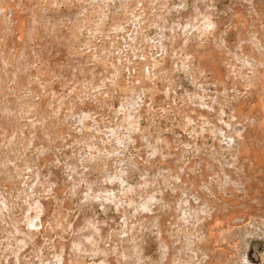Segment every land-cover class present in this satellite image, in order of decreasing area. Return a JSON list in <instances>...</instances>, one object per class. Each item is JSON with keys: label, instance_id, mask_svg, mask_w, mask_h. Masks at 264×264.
<instances>
[{"label": "rangeland", "instance_id": "1", "mask_svg": "<svg viewBox=\"0 0 264 264\" xmlns=\"http://www.w3.org/2000/svg\"><path fill=\"white\" fill-rule=\"evenodd\" d=\"M253 1L255 4H253ZM253 1L0 0V63H3L2 65L0 64L2 68H0V79L2 78L0 80L2 83H0V125L2 126H0V163L6 154L11 156V159L9 158V162L6 164L10 169L0 166V199L6 193H9V195L11 193L9 198H14L15 200L16 197L18 201L17 199L16 202L13 199L10 200L11 204L14 203V206H12L14 207L13 214L15 215L14 217L12 215L13 220L16 219L14 220L16 222L19 217L23 222V228L27 227L26 230L35 229L37 232L36 236L33 234L36 238L32 236L29 244H23L22 240L25 241L24 239H27L25 238L26 235L24 239H21L23 232L19 228V230H16V224L12 225L11 218L9 217V220V218L0 215V264H105L108 258L110 259V253L104 251V249L100 250V254H95V252L83 250L81 247L78 249L75 245V249L72 248L74 242H80L74 239L78 233L80 234L77 231L79 228L75 230L74 227H78L80 223L81 228L85 222L87 223L84 224L85 229L84 227L83 229L85 231L83 233L87 232L89 228L91 231L93 229L99 230L100 233L102 232L101 230L105 233L104 228H106V233L107 231L110 232L111 236L102 234L101 237H93L94 240L100 239L99 241H101V238L105 239V244H100L107 248L110 246V242L113 243L124 239L126 237L124 233L127 231L123 227L128 228V224L135 222V224H132L133 226L130 225L131 227L128 228V230L130 229L128 236H130L131 240L137 237L132 240V243L136 241V244L140 247L139 257L141 259L138 256H136V259L134 256L130 260L131 264H184L186 261L188 264H200L202 262L206 264H242V262L243 264H264V232L260 231L264 227V223L262 224L264 222V199L262 198L264 197L259 196L261 189L256 191L259 188L256 184L255 189L250 187H247L250 191L246 189L250 182L254 183L253 180L256 183L258 182L257 180L260 179H257L259 172L255 174L256 170H249L250 174L253 171V175L251 174L250 176L249 172L246 173L244 171L243 165L249 162L253 163L254 157L250 158L252 153L250 155L248 152L245 155L248 156L249 154V158L244 156V160L239 157L242 160L239 161L238 156L241 155L240 150L236 149L238 147L228 145L229 142L227 141H229V138L225 140L223 135L220 136V134H223L224 125L227 130L228 128L230 130V127L234 125H228L229 119L231 120L232 118L237 121H233L234 123L236 122L238 126L242 127L239 130L241 132L242 130L245 132L247 127H253L254 124H248V120H243L246 123V127L239 120L241 119L240 121H242L249 110H252V113L249 112L250 114L254 113L253 115H255L253 110L259 109L257 106L260 107L261 102L264 101V91L261 89V85H264L261 84L264 83L262 81L264 80V0H261L262 2ZM210 22H213V25ZM23 24H26V26ZM20 45H23L26 49ZM203 48L208 50L203 51ZM204 52H209L213 56L209 53L205 55ZM193 56L196 60L193 59ZM215 56H217L216 62L215 59H211L215 58ZM219 58L221 62L218 61ZM207 59H211L212 63ZM197 62H203L202 65L206 64V66H202L203 72L200 70L202 69L201 64H197ZM207 64L214 65L216 68L210 65L207 66ZM225 64H228V67ZM221 65L222 68H219L223 70L218 68ZM204 68H206V71ZM140 74H142V77ZM143 75L146 77H143ZM151 79H153L152 88L147 85ZM146 86L149 87V91ZM153 87L154 89L156 87L158 91L155 89L156 92H154ZM234 89L235 91H233ZM260 95L261 99H263L262 101L259 98ZM236 104L246 109V112L244 109L241 111V113L245 112L244 116H239V110L235 109V106L239 105ZM194 109H199L200 111H198L203 114L196 110L194 111ZM194 112L196 113L194 114ZM249 113L246 114V117ZM261 113L264 115V111L260 110V119L264 117ZM262 121H264V118ZM209 124H214V127L219 124L220 126L218 125V127L221 131L219 128L218 131L221 133L215 136L216 132H214V135L208 132L206 136L204 129ZM238 126L236 127L238 128ZM233 127L231 130L236 131V127H234L235 129ZM261 129L264 128L261 127ZM157 141H159L158 145L162 143V145L172 146L170 148L173 149L171 151V154H173L170 156L169 153L167 155L166 153L153 151L152 147ZM218 142L221 144L218 145ZM259 143H262H257V148L260 150L256 151L255 149V162L259 163L258 166L262 162L260 157L263 154ZM13 147L14 149H12ZM234 147L239 152L235 151ZM143 149L145 150L143 152L144 155L142 153ZM10 150L12 151L10 152ZM173 151H175V154ZM245 151H249L248 148ZM155 153H157V156ZM163 154L167 156L163 157ZM94 156L97 157L95 158L97 160H91L96 161V163L99 162L101 165L103 164L101 170H99V167H92L91 164L85 162V159H82ZM159 157L161 159L164 158L162 161L165 162L162 163L164 170L161 178L157 172L158 164L162 162ZM77 159L82 163L85 162V164L80 162L78 164ZM237 160L243 163L241 166L243 168L239 171H237L239 168L235 169L237 168L235 166V164L237 165ZM256 163L255 167L257 166ZM142 164L146 165L145 167H152H147L149 169L148 174L145 173L148 169L145 168L146 170L144 171L141 167ZM49 166H55L54 168H57L58 171L47 172ZM229 168L230 171L228 170ZM171 170L173 172L178 170L179 174L176 175L177 172L173 173ZM227 171L230 173H227ZM240 171L242 174L245 172L244 175L255 177L254 179H249L245 175L243 177L244 182L236 184L237 186L240 185L237 187L240 190H237V193L239 192L238 195L237 193L235 195V192L230 190L232 189L230 188L231 185L226 186L229 189L224 188V190H221L223 188L220 183L222 181L225 182L228 176L236 177V174H240ZM187 172H193L194 175H197L186 174ZM166 173L167 178L165 177ZM168 175L171 176L169 177ZM155 176L162 179L159 180L162 183H160L162 185L161 188L166 195L169 194L168 196H170L167 199L169 200L171 196L174 197V199L173 197L171 198L173 200L170 199L171 203L168 200L167 203L169 202V204L154 200L152 194L155 192V187H157V178ZM178 176L179 178L188 176V179L186 178V182H184L185 178L182 181ZM198 176L200 178L197 179ZM203 176L205 177L203 178ZM13 177L28 184L27 187L25 184L24 188H22L23 190L27 188L25 193L28 196L24 193L22 194V192H17L15 190L16 187L12 188L13 190L11 189L13 192L15 190L14 193L16 194L8 191L12 184H15ZM56 177L58 180H55ZM177 178L180 182L186 183L184 186L189 184L188 187L186 186L188 190H190V185L194 186L196 182L195 191L194 188H191L196 193L193 204L192 202L190 204V200L186 201L185 198L179 199L181 197L179 195H183L187 188L180 187L182 183L179 186ZM173 182H177L174 184L180 187L178 189L179 195L177 194V186L175 187L172 184ZM204 183L208 185L206 189H210L208 193L211 192L209 194L211 197L217 195L216 200L221 197L220 199H223L224 202L226 200V205L232 209L234 207L229 204H234L237 209L239 208L238 210L235 208L239 215L243 214L239 210L245 211L244 216L236 215V211L234 216L231 211L227 210V206L224 205L223 201L218 200L217 205L219 206H217L215 203L213 204L211 199L209 205L208 203L204 205L208 208L209 214L214 209L211 214L213 217L209 216L211 222L215 220L217 211L221 214V210H227L231 212L232 217L229 215L226 218L225 216L229 213L226 211V215L220 217L221 219L223 218L221 220L223 222H220L222 225L226 224L228 219L230 222L224 225V227L226 226L225 228L221 226L220 222L218 223L222 229L224 228L223 231L228 229L227 225L231 229H236L239 224L243 226L248 221L251 226L255 225L252 229L262 225L259 228L260 232H253L255 235L253 233L247 234L246 232L244 235H238L230 230L233 232L232 235L230 231L228 233H226L227 231L223 232L218 228L219 225H216L215 227L219 230L214 229V236L221 230L222 232L220 231V233H226V236L221 234L220 237L222 236L224 239L226 237L227 239L224 241L221 237L222 240L219 237V233L215 237L216 239L220 238L222 241L217 239L216 243H213L214 240H212V245H214L215 249H220L218 253H216L217 250L215 252L212 249L214 248L213 246L212 248H207L208 251L206 252L205 250L195 251L193 249L190 251L185 246L188 235L186 237V232H184L185 238L182 237L185 239H183L185 241V243L183 242L184 248L182 247L184 250L182 249L183 251L181 252L179 250L180 254L176 253L178 250L175 248L182 246L180 242L182 238L175 234V236H171L174 239V243H171L172 245L175 244V247L171 245L170 247L177 251L173 250V252L168 245H165L167 244L165 242L168 241L166 235L162 238H166L167 241H163L161 238L164 231L163 228L162 231L161 226L164 227L166 225L165 227L168 228L169 221L170 226L175 225L173 221H175V218L177 221L176 216L178 215H181V217L183 215V218L186 217L187 221H190L188 219L191 217L192 223L195 222L193 220L197 221L198 217L195 212L197 209H194V205L196 204L197 195L200 192H205ZM197 185H203L204 187L198 188ZM244 189L246 190L244 191ZM136 190L137 193L135 194ZM262 190L264 189L262 188ZM39 191L41 193L48 191L46 194H40V196L44 195L43 199L46 198L43 200V204L37 202ZM31 192L33 195H30ZM190 192L192 193V190ZM214 192L219 193L216 194ZM191 193L190 195H192ZM137 194L139 196H136ZM173 194H176L177 197ZM186 194L184 196H187ZM12 195L15 197H11ZM251 195L255 198L253 201L252 197H250ZM261 195H264V191ZM245 196L248 199L249 197L251 198L248 201L249 204ZM187 197L189 198V196ZM193 197L190 196L189 199ZM129 198H133V200ZM175 198L178 199L176 200ZM178 201L181 202V205L183 204L187 207L180 206V208ZM184 201L190 204L191 211ZM128 202L131 205H128ZM134 202L135 204H133ZM246 202L247 204H245ZM37 204L44 207L51 205L53 209L56 207L54 210V212H58L57 214L55 213L56 216H53V211L51 212L52 216L49 214L51 218L48 215L46 216V222L48 223V220H50L52 224L55 223L54 225L49 224L50 226L47 225L46 228H43L44 230H41L40 222L33 220L34 215L39 216L40 213L38 211L40 207L36 208L35 206ZM175 204L179 210H177L178 208L173 209L179 213H176L175 210L171 211ZM196 205L195 207L197 208ZM214 205L217 206H215L216 209L213 208ZM254 205L256 206L254 207ZM240 207L242 208L240 209ZM184 208L188 213L184 212ZM207 208L204 209V213L201 212V215H209ZM162 209L166 211L171 209L172 213L170 211L165 212ZM193 210L195 213H192ZM43 211L41 210V212ZM158 213H162L160 216L164 215L165 217L159 219L156 216L159 215ZM254 215L259 219L261 218L260 221ZM237 216L241 220L243 219L244 223L239 221ZM233 217L234 219H232ZM235 217L237 220H235ZM167 218H170V220ZM166 219L167 222H165ZM224 219L227 220L225 221ZM210 221L208 222L210 223ZM236 221L239 222L238 225ZM37 223L39 227L36 226ZM187 223L190 224L189 222ZM230 223L233 225L235 223L234 228H232L233 226ZM31 226L33 227L31 228ZM132 227L133 229H131ZM86 228L88 229L86 230ZM131 230L133 233L137 232L135 233L136 236H132L135 234L131 235ZM186 230L188 231V229ZM189 230L191 231V229ZM200 230L195 233L199 237L195 236L197 237L196 239L200 238L201 240L203 239L201 236H204V233H202V229ZM216 231L218 232L216 233ZM13 232L15 233L13 234ZM188 232L187 234H189ZM87 233L91 234L90 231ZM165 233L167 234V232ZM198 233H201V235ZM230 233L232 239L229 236ZM15 235L17 236L15 237ZM214 236L213 239H215ZM72 237H74V240ZM176 237H179V242ZM15 238H18V240ZM160 238L161 240H159ZM35 241H37L35 244L37 246H34ZM130 242L128 243L130 244ZM70 244L72 246H69ZM163 244L165 248L169 247V250H164L162 248ZM245 247L246 249H244ZM185 248L188 250H185ZM72 249L76 251V254L72 252ZM210 249L212 253H210ZM223 249L224 251H221ZM220 251L224 253L221 254ZM128 253L126 252V254ZM198 253L201 254L199 255ZM200 260L202 262L199 263ZM142 261L145 263H142Z\"/></svg>", "mask_w": 264, "mask_h": 264}, {"label": "bare ground", "instance_id": "2", "mask_svg": "<svg viewBox=\"0 0 264 264\" xmlns=\"http://www.w3.org/2000/svg\"><path fill=\"white\" fill-rule=\"evenodd\" d=\"M252 1H253V0H252ZM257 1H261V0H257ZM262 1H263V0H262ZM262 1H261V2H262ZM148 2H149V1H148ZM250 2H251V1H250ZM145 3H146V2H145ZM145 3H144V4H145ZM248 3H249V2H248ZM256 3H259V2H256ZM144 4H143V5H144ZM206 4H207V3H206ZM251 4H252V2H251ZM253 4H255L254 1H253ZM261 4H262V3H261ZM147 5H149V3H147ZM147 5H146V6H147ZM144 6H145V5H144ZM209 6H210V5H209ZM253 7H254V6H253ZM203 10H204V9H203ZM212 15H213V14H212ZM8 16H9V15H8ZM14 16H15V15H14ZM14 16H13V17H14ZM18 16L20 17V15H18ZM18 16H17V17H18ZM21 16H22V15H21ZM4 19H5V18H4ZM22 19H23V18H22ZM24 19H25V18H24ZM11 20H13V19H11ZM16 20H17V19H16ZM196 20H197V19H196ZM213 21H215V20H213ZM10 22H11V21H10ZM21 22H22V21H21ZM26 22H27V21H26ZM218 22H219V21H218ZM218 22H216V23H218ZM11 23H12V22H11ZM22 23H23V22H22ZM208 23H209V22H208ZM216 23H215V24H216ZM9 24H10V23H9ZM27 24H28V23H27ZM32 24H33V23H32ZM210 24L213 25V22H210ZM10 25H11V24H10ZM13 25H14V24H13ZM23 25L26 26V24H23ZM204 26H205V25H204ZM209 26H210V25H209ZM7 27H8V26H7ZM19 27H20V25H19ZM21 27H22V26H21ZM28 27H29V25H28ZM30 27H31V26H30ZM207 27H208V26H207ZM216 27H217V26H216ZM9 29H10V28H9ZM14 29H15V28H14ZM17 29H19V28H17ZM65 29H66V28H65ZM11 30H12V29H11ZM11 30H10V31H11ZM23 30H24V29H23ZM26 30H27V29H26ZM31 30H32V29H31ZM6 31H7V29H6ZM19 31H20V30H19ZM29 31H30V30H29ZM24 32H25V30H24ZM33 32L35 33L34 30H33ZM65 32H66V31H65ZM213 32H214V31H213ZM213 32H212V33H213ZM13 33H14V32H13ZM15 33H16V32H15ZM27 33H28V31H27ZM214 33H215V32H214ZM214 33H213V34H214ZM3 34H4V33H3ZM17 34H18V33H17ZM215 34H216V33H215ZM25 35H26V33H25ZM48 35H49V34H48ZM26 36H27V35H26ZM33 36H34V35H33ZM214 36H215V35H214ZM12 37H14V36H12ZM19 37H20V36H19ZM29 37H30V36H29ZM211 37H212V36H211ZM216 37H217V36H216ZM23 38H24V37H23ZM32 38H33V37H32ZM35 38H36V37H35ZM213 38H215V37H213ZM17 39H18V38H17ZM70 39H71V38H70ZM211 39H212V38H211ZM13 40H14V39H13ZM9 41H10V40H9ZM16 41H17V40H16ZM16 41H15V42H16ZM22 41H23V39H22ZM25 41H26V40H25ZM48 42H49V41H48ZM211 42H212V41H211ZM10 43H11V41H10ZM16 43H17V42H16ZM21 43H22V42H21ZM23 43H24V42H23ZM216 43H217V42H216ZM17 44H18V43H17ZM219 44H220V43H219ZM25 45H26V43H25ZM216 45H217V44H216ZM18 46H19V45H18ZM20 46H21V45H20ZM49 46H50V45H49ZM217 46H218V45H217ZM219 46H220V45H219ZM219 46H218V47H219ZM21 47L24 48L23 45H22ZM53 47H54V46H53ZM53 47H51V48H53ZM205 47H206V46H205ZM220 47H221V46H220ZM51 48H50V49H51ZM209 48H210V47H209ZM215 48H216V47H215ZM24 49H26V48H24ZM196 49H199V48H196ZM200 49H201V48H200ZM203 49H204V48H203ZM210 49H211V48H210ZM21 50H22V49H21ZM207 50H208V49H204L203 51H207ZM17 51H18V50H17ZM19 51H20V50H19ZM22 51H23V50H22ZM26 51H27V50H26ZM198 51H199V50H198ZM213 51H215V50H213ZM213 51H210V52H213ZM217 51H218V48H217ZM192 52H193V51H192ZM200 52H201V51H200ZM200 52H199V53H200ZM21 53H22V52H21ZM202 53H203V52H202ZM204 53H205V52H204ZM206 53H209V52H206ZM206 53H205V55H206ZM11 54H12V53H11ZM14 54H15V53H14ZM209 54H210V53H209ZM214 54H215V53H214ZM12 55H13V54H12ZM16 55H17V54H16ZM26 55H27V54H26ZM28 55H29V54H28ZM195 55L198 56L199 54H195ZM195 55H194V56H195ZM201 55H202V54H201ZM201 55H200V56H201ZM210 55H211V54H210ZM8 56H9V55H8ZM18 56H19V55H18ZM29 56H30V55H29ZM194 56H193V57H194ZM211 56H213V54H212ZM211 56H209V57H211ZM218 56H220V55H218ZM191 57H192V56H191ZM216 57H217V56H215V58H211V59H215V62H216V60H217ZM3 58H4V57H3ZM3 58H2V59H3ZM10 58H11V57H10ZM16 58H17V57H16ZM200 58H201V57H200ZM200 58H199V59H200ZM205 58H207V57H205ZM8 59H9V58H8ZM11 59H12V58H11ZM81 59H82V58H81ZM81 59H80V60H81ZM193 59H195V57H194ZM201 59H202V58H201ZM211 59H210V60L207 59V60H208V61H211ZM0 60H1V59H0ZM13 60H14V58H13ZM23 60H24V59H23ZM28 60H29V59H28ZM83 60H84V59H83ZM191 60H192V59H191ZM191 60H190V61H191ZM195 60H196V59H195ZM197 60H198V59H197ZM205 60H206V59H205ZM221 60H223V59L221 58ZM15 61H16V60H15ZM198 61H199V60H198ZM201 61H202V60H201ZM208 61H205V62H208ZM213 61H214V60H213ZM218 61H220V58H219ZM218 61H217V62H218ZM227 61H228V60H227ZM16 62H17V61H16ZM25 62H26V61H25ZM25 62H24V63H25ZM191 62H192V61H191ZM220 62H221V61H220ZM220 62H219V63H220ZM4 63H5V62H4ZM17 63H18V62H17ZM17 63H16V64H17ZM194 63L196 64V62H194ZM199 63H200V62H197V64H199ZM211 63H212V61H211ZM224 63H226V62H224ZM0 64H1V63H0ZM2 64H3V63H2ZM2 64H1V65H2ZM14 64H15V63H14ZM20 64H21V63H20ZM195 64H194V65H195ZM200 64H201V68H202V66L204 67V65L206 66L205 63H204V65H202L203 62L200 63ZM221 64L223 65V63H221ZM9 65H10V64H9ZM191 65H192V64H191ZM209 65H210V64H207V66H209ZM217 65H219V64H217ZM222 65H221V66H218V68H219V67L222 68ZM225 65H226V64H225ZM7 66H8V65H7ZM10 66H11V65H10ZM210 66H214V65H210ZM226 66L228 67V64H227ZM229 66H230V65H229ZM194 67H195V66H194ZM197 67H198V66H197ZM199 67H200V66H199ZM214 67H215V66H214ZM223 67H224V66H223ZM0 68H1V67H0ZM9 68H10V67H9ZM12 68H13V67H12ZM191 68L193 69V67H191ZM207 68H208V67H207ZM215 68H216V67H215ZM221 68H219V69H221ZM224 68H225V67H224ZM1 69H2V68H1ZM195 69L197 70V68H195ZM210 69H211V67H210ZM225 69L227 70V68H225ZM200 70H202V72H203V68L200 69ZM200 70H199V71H200ZM204 70L206 71V68H204ZM207 70H208V69H207ZM221 70H223V69H221ZM221 70H220V72H221ZM210 71H211V70H210ZM215 71H216V70H215ZM224 71H225V70H224ZM3 72H4V71H3ZM6 73H7V72H6ZM141 73H142V72H141ZM145 73H146V71H145ZM145 73H144V74H145ZM225 73H226V72H225ZM7 74H8V73H7ZM138 74H139V73H138ZM142 74H143V73H142ZM142 74H140L141 77H142ZM148 74H149V73H148ZM216 74H218V73H216ZM216 74H215V75H216ZM221 74H222V73H221ZM8 75H9V74H8ZM145 75H146V74H145ZM227 75H228V74H227ZM10 76H11V75H10ZM217 76H218V75H217ZM217 76H216V77H217ZM5 77H6V76H5ZM143 77H146V76L143 75ZM149 77H150V76H149ZM227 77H228V76H227ZM150 78H151V77H150ZM1 79H2V78H1ZM1 79H0V80H1ZM6 80H7V79H6ZM146 80H147V79H146ZM146 80H145V83H146ZM148 80H149V79H148ZM152 80H153V79H151V81H149V82H151L150 84H149V82L147 83V85H150V86H151L150 88H152ZM3 81H4V79H3ZM218 81H219V80H218ZM262 81H264V80H262ZM155 82H156V81H155ZM0 83H1V82H0ZM3 83H4V82H3ZM6 83H7V82H6ZM143 83H144V82H143ZM145 83H144V84H145ZM1 84H2V83H1ZM1 84H0V85H1ZM158 84H159V83H158ZM261 84H264V83H261ZM4 85H5V84H4ZM145 85H146V84H145ZM233 85H234V84H233ZM6 86H7V85H6ZM6 86H5V87H6ZM153 86H155V84H153ZM157 86H158V85H157ZM245 86H246V85H245ZM146 87H147V86H146ZM258 87H260V86H258ZM258 87H257V88H258ZM262 87H264V85H261V89H263V91H264V88H262ZM229 88H230V87H229ZM123 89H124V87H123ZM147 89H148V91L150 90L149 87H147ZM153 89H154V87H153ZM155 89H156V87H155ZM155 89H154V92H156ZM240 89H241V88H240ZM242 89H243V88H242ZM255 89H256V87H255ZM0 90H1V89H0ZM141 90H142V89H141ZM156 90H157V89H156ZM159 90H160V89H159ZM247 90H248V89H247ZM157 91H158V90H157ZM228 91H229V89H228ZM233 91H235V89H234ZM257 91H258V90H257ZM257 91H256V92H257ZM261 91H262V90H261ZM263 91H262V92H263ZM1 92H2V91H1ZM231 92H232V91H231ZM236 92L239 93L237 90H236ZM152 93H153V91H152ZM159 93H160V92H159ZM234 93H235V92H234ZM259 94H262V93H259ZM155 95H156V94H155ZM230 96H231V95H230ZM232 96H233V95H232ZM6 97H7V96H6ZM152 97H154V96H152ZM10 98H11V97H10ZM159 98H160V97H159ZM259 98H260V99L262 98L261 95L259 96ZM256 99H257V98H256ZM260 99H259V100H260ZM12 100H13V99H12ZM262 100H263V99H261V101H262ZM10 101H11V100H10ZM14 101H15V100H14ZM226 101H227V100H226ZM12 104H13V103H12ZM259 104H260V103H259ZM9 105H10V104H9ZM236 105H239V104H236ZM231 106H232V105H231ZM11 107H12V106H11ZM233 108H234V107H233ZM236 108H237V109H236ZM257 108H259V109H257V110H253V111L255 112V115H253L254 113H253V114H250V113H252V110H249L250 113L247 112V113H249V114H248L247 117H246V114H247V113L245 114L246 109H244L243 107H241V105H239V106H237V107L235 106V109H236V110H239V112H240V115L238 114L239 116H241V115L244 116V114H245V116H244L245 118L242 119V121H240L241 119L239 120V122L243 123L242 125L245 124V127H246V123H244L243 120H246V121L248 120V121H249V122H247L248 124H254L253 127H251L250 125H248V126H250V127H247L246 130H245V132H243L244 130H242V132L239 131V130L242 129V127H240V125L238 126V125H237L238 123H236V122H237L236 119L234 120L233 118H232L233 120H232V119H231V120L229 119V121H228L229 124H228V123H227V124H228L229 126H231L232 124H234V125H232V126H234V127L238 126V128L236 127V131L231 130V129H232V126L230 127V128H231L230 130H229V128H228V130H227V128H226L225 125H224L225 129H224V127H223V129H222V131L224 130V131H223V134H220V133H221V132H220L221 129L218 127L219 124L216 125V127H214V124H213V125H210V124H209L208 127H207V126H206V128L204 127V128H205L204 130H205V135L208 134V132L214 135V132H216L217 134H216L215 136H217L218 133H219L220 136L223 135V139L225 138V140H226V138H229V141H227V142H229L228 145H230V146H236V147H238V148H236V149L240 150V155H241V156H238V158L240 157V158H243V159L245 160V157L247 156V155H245V154H247V153L249 152L250 155H251V153H252V155H251L250 158H253V157H254V159H253V163H250V162L247 163V164L245 163L246 165L249 164V165H248L249 167L246 166V165L243 164V163H240L239 161H240L241 159L239 158V161L237 160V165L235 164V166H237V168H235V169H238V168H239V169L237 170V171H239L241 168H243V167H241L242 164H243V165H244V169H245L244 171H245L246 173L249 172V174H250V171H249V170H253V169L256 170V173H255V171H254L255 174H258V172H259V174H258L259 177H257V179H258V178H260V179L257 180L258 182L256 183V181L253 180L254 183H253V182H252V183L250 182V184H248V186H246V189H247V187H250V188H252V189H255V187L258 186L259 188H257L256 191H257L258 189H261L260 192H259V196H261V197L263 196V197H264V195H261V193L264 191V190H262V188L264 189V129H261V127L264 128V127H263V126H264V121H262V119L264 118V117H263V116H264L263 113H261V115H263V116H262L263 118H261V119L259 118V117H260V115H259V114H260V110H261V111H264V101H262L260 107L257 106ZM8 109H9V108H8ZM30 109H31V107H30ZM243 109H244L245 112L241 113V111H242ZM195 110L198 111L199 109H194V111H195ZM236 110H235V111H236ZM258 110H259V111H258ZM199 111H200V110H199ZM199 111H198V112H199ZM232 112H233V111H232ZM236 112H237V111H236ZM257 112H258V113H257ZM195 113H196V112H194V114H195ZM199 113H202V112H199ZM3 114H4V113H3ZM3 114H1V115H3ZM5 114H6V113H5ZM202 114H203V113H202ZM235 115H237V114H235ZM53 116H54V115H53ZM241 117H242V116H241ZM241 117H240V118H241ZM230 118H231V117H230ZM246 118H247V119H246ZM254 118H255V119H254ZM194 120H195V119H194ZM189 121H190V120H189ZM230 121H232V122H230ZM233 121H236V122H235L236 124H235ZM254 121H255V122H254ZM195 122H196V121H195ZM0 123H1V122H0ZM4 123H5V122H4ZM190 123H191V122H190ZM193 123H194V122H193ZM227 124H226V126H227ZM239 124H240V123H239ZM2 125H3V124H2ZM4 125H6V124H4ZM0 126H1V125H0ZM203 126H204V125H203ZM219 126H220V125H219ZM1 127H2V126H1ZM227 127H228V126H227ZM234 127H233V128H234ZM243 127H244V126H243ZM199 128H200V127H199ZM213 128H214V129H213ZM218 128H219L220 131H218ZM221 128H222V127H221ZM240 128H241V129H240ZM12 129H13V128H12ZM191 129H192V128H191ZM211 129H213V130L210 132ZM234 129H235V128H234ZM18 130H19V129H18ZM195 131H196V130H195ZM226 131H228V132L226 133ZM230 131H231V132H230ZM196 132H197V131H196ZM11 133H12V132H11ZM11 133H10V134H11ZM20 133H21V132H20ZM228 133H230V134H228ZM261 133H263V134L261 135ZM211 134H210V135H211ZM226 134H227L228 136H227ZM20 135H21V134H20ZM196 135H197V134H196ZM260 135H261V136H260ZM206 136H207V135H206ZM9 137H10V136H9ZM15 137H16V136H15ZM13 138H14V137H13ZM17 138H18V137H17ZM28 138H29V137H28ZM30 138H31V137H30ZM20 139H21V138H20ZM220 139H221V138H220ZM146 142H147V141H146ZM158 142H159V141H157L156 144L154 143V146L152 147L153 151H155V152L159 151V152H162V153H166L167 155H168V153H169L170 156L173 154V153L171 154V151H172L173 149L170 148V147H172V146H168V145H165V144L162 145V143H161L160 145H158ZM258 142H261V143H262V144L259 143V144H260L259 146H261L262 148H261V147H260V148L263 150V154L260 153V154H262V155H261V157L259 156L260 158H262L261 161H262L263 163H262L261 161H258V162H261V164H260L259 166H258L259 163H256L257 161L255 162V149H256V151H257V150H260V149L257 148V146H258L257 143H258ZM14 143H15V142H14ZM217 144L219 145V144H221V143L218 142ZM225 144H226V143H225ZM11 145H12V143H11ZM140 145H141V143H140ZM145 145H146V144H145ZM175 146H176V145H175ZM249 147H250V148H249ZM142 148H143V147H142ZM145 148H147V147H145ZM173 148H174V147H173ZM230 148H231V147H230ZM230 148H229V149H230ZM232 148H233V147H232ZM247 148H248L249 151H245V150H247ZM12 149H14V147H13ZM234 149H235V147H234ZM234 149H233V150H234ZM236 149H235V151H238V150H236ZM147 150H148V149H147ZM233 150H232V151H233ZM11 151H12V150H10V152H11ZM16 151H17V150H16ZM153 151H150V152H153ZM8 152H9V151H8ZM143 152H145L144 149L142 150V153H143ZM146 152H147V151H146ZM173 152H174V154H175V151H173ZM238 152H239V151H238ZM238 152H237V153H238ZM245 152H246V153H245ZM5 153H6V152H5ZM8 154H11V153H8ZM155 154H156V156H157V153H155ZM166 154H165V155H166ZM143 155H144V153H143ZM158 155H159V154H158ZM163 155H164V154H163ZM165 155H164L163 157H166V156H167V155H166V156H165ZM234 155H235V152H234ZM9 156H10V155H7V154H6L5 157L2 158V161H1V163H0V166H1V167L3 166V167H5V168H9L8 166H6L7 162H9L8 159H9V158L11 159V156H10V157H9ZM244 156H245V157H244ZM248 156H249V154H248ZM248 156H247V158H249ZM252 156H253V157H252ZM2 157H3V156H2ZM6 157H7V158H6ZM144 157L146 158V156H144ZM160 157H161V156H160ZM160 157H159V158H160ZM173 157H175V156H173ZM178 157H179V156H178ZM95 158H97V157H95V156H94V157H87V158L84 157V158H82V159H83V160L85 159V162L91 164L92 167H96V168L99 167V170H101L103 164L101 165L99 162L96 163V161H92V160H91V159L97 160V159H95ZM159 158H158V160H159ZM238 158H237V159H238ZM260 158H258V159H260ZM82 159H81V161H82ZM155 159H157V158L155 157ZM160 159H161V158H160ZM162 159H164V158H162ZM162 159H161V161H162ZM166 159H167V158H166ZM170 159H171V158H170ZM77 160H78V159H77ZM158 160H157V161H158ZM179 160H181V159H179ZM233 160H234V159H233ZM244 160H243V162H244ZM246 160H247V159H246ZM10 161H12V160H10ZM159 161H160V160H159ZM241 161H242V160H241ZM250 161H251V159H250ZM52 162H53V161H52ZM58 162H59V161H58ZM79 162H80V161L78 160V164H79ZM85 162H84V163L80 162V163L85 164ZM182 162H183V161H182ZM182 162H181V163H182ZM233 162H234V161H233ZM235 162H236V161H235ZM245 162H246V161H245ZM162 163H165V162L162 161L161 164L159 163V164H158V170H159V171L157 170V172L159 173L158 175L160 176V178H161V176H162V172H163V170H164V169L162 168V167H163V164H162ZM255 163H256V165H257L258 167H257V166L255 167ZM9 164H10V163H9ZM51 164L53 165V163H51ZM76 164H77V163H76ZM95 164H96V165H95ZM177 164H179V163H177ZM253 164H254V165H253ZM56 165H57V164H56ZM56 165H55V166H56ZM87 165H88V164H87ZM150 165H151V164H150ZM182 165H183V164H182ZM184 165H186V164L184 163ZM191 165H192V164H191ZM10 166L12 167V165H10ZM55 166H49V170L47 169V172L58 171L57 168H54ZM58 166H60V165H58ZM145 166H146V165H145ZM145 166H144L143 164L141 165V167H142V169H143L144 171H145L146 169H148V168H152V167H150V166H147L148 168L145 167ZM152 166H153V165H152ZM187 166H188V165H187ZM245 166H246V167H245ZM56 167H57V166H56ZM184 167H185V166H184ZM204 167H205V166H204ZM89 168H90V167H89ZM145 168H146V169H145ZM170 168H171V167H170ZM176 168H177V167H176ZM178 168H179V167H178ZM180 168L183 169L181 166H180ZM180 168H179V169H180ZM9 169H10V168H9ZM11 169H12V168H11ZM91 169H92V168H91ZM91 169H89V170H91ZM142 169H141V170H142ZM181 169H180V170H181ZM185 169H186V168H185ZM187 169H189V168H187ZM203 169H204V168H203ZM226 169H227V168H226ZM235 169H234V170H235ZM59 170H60V169H59ZM150 170H151V169H150ZM172 170H173V169H172ZM172 170H171V171H172ZM174 170H176V169H174ZM200 170H201V168H200ZM228 170L230 171V168H229ZM242 170H243V169H242ZM144 171H143V172H144ZM177 171H178V170H177ZM177 171H176V172H177ZM184 171H186V170H184ZM201 171H202V170H201ZM14 172H16V171H14ZM47 172H46V173H47ZM147 172L149 173V169H148L145 173H147ZM172 172H173V171H172ZM176 172L174 171L173 173H176ZM202 172H203V171H202ZM232 172H233V171H232ZM245 172H243V174H242L241 171H240V174H236V175H237L236 177L233 176L234 178L228 176V179H227L228 181L225 180V179H223V180H225V182L221 180L222 183H220V182L218 181V182L220 183V186H222V188H223V189H221V188H220V189H221V190H224V188L229 189V188H227V187L231 185L230 188H232V189H230V190H231L232 192H235V195H236L237 190H238L237 187L240 186V185L237 186L236 184H237V183H240V184H241L242 182H244V181H243V179H244L243 177H245V175H246V178H247V176H248L249 179H250V178H251V179H254V177H255V176L249 177V175H247V174L244 175ZM252 172H253V171H251V174L253 175ZM148 173H147V174H148ZM151 173H152V172H151ZM160 173H161V175H160ZM173 173H172V174H173ZM184 173H185V172H184ZM188 173H189V172H187L186 174H188ZM227 173H230V172L227 171ZM16 174H17V173H16ZM16 174H15V176H16ZM164 174H165V173H164ZM177 174H179V173L177 172L176 175H177ZM186 174H185V175H186ZM189 174H191V175L193 174V176L197 175V174L194 175L193 172H192V173H189ZM204 174H205V173H204ZM224 174H225V173H224ZM224 174H223V175H224ZM251 174H250V176H251ZM13 175H14V174H13ZM17 175H18V174H17ZM158 175H157V176H158ZM180 175H181V173H180ZM180 175H179V176H180ZM198 175H199V173H198ZM209 175H210V174H209ZM157 176H155V177L157 178V187H155V189H154L155 192L153 191L154 193H153L152 195H153L154 200H155L156 202L159 201V202H163V203L165 204V202L167 203V200H168L167 198L170 197V196H168L169 194L166 195L165 192H163V190H162V188H161V187H162V185H161L162 183H161V181H159V180H162V179H160V178L157 177ZM163 176H165V175H163ZM168 176H169V175H168ZM170 176H171V175H170ZM170 176H169V177H170ZM179 176H178V178H179ZM189 176H190V175H189ZM210 176H211V175H210ZM10 177H11V176H10ZM20 177H21V176H20ZM165 177L167 178V173H166V176H165ZM165 177H164V178H165ZM172 177H173V176H172ZM187 177H188V176H186V178H187ZM191 177H192V176H191ZM204 177H205V176H203V178H204ZM206 177H207V176H206ZM208 177H209V176H208ZM222 177H224V176H222ZM222 177H221V178H222ZM13 178L15 179V177H13ZM158 178H159V179H158ZM162 178H163V177H162ZM178 178H177L178 183H177V182H173L172 184L177 183V184H179V186H180V184L182 183V182H180V180L182 179V181H184L185 176H184V178H182V176H181V177L179 178L180 180H178ZM186 178H185V181H184V182H186ZM195 178H196V177H195ZM198 178H200V177L198 176L197 179H198ZM203 178H202V179H203ZM224 178H226V177H224ZM229 178H230V179H229ZM11 179H12V178H11ZM21 179H22V178H21ZM59 179H61V178H59ZM187 179H188V178H187ZM25 180H26V179H25ZM25 180H24V181H25ZM55 180H58V178L56 177ZM163 180H164V179H163ZM167 180H168V179H167ZM191 180H192V179H191ZM195 180H196V179H195ZM200 180H201V179H200ZM200 180H199V181H200ZM207 180H208V179H207ZM209 180H211V179H209ZM245 180H246V179H245ZM247 180H248V179H247ZM26 181H27V180H26ZM26 181H25V182H26ZM192 181H193V180H192ZM192 181H191V182H192ZM196 181H198V180H196ZM250 181H252V180H250ZM14 182H15L16 186H14L15 184H14V185L12 184V186H14V187H12V186H11V188L9 187L10 190L8 189V191L10 192L12 188L14 189V188L16 187L15 190H16L17 192H20V193L22 192V194L24 193V194L26 195L25 191L27 190V188H25L24 190H23L22 188H24L23 186H25V184H26V187H27L28 184H27V183H24V182H23L22 180H20V179H15ZM47 182H48V181H47ZM60 182H61V181H60ZM60 182H58V183H60ZM171 182H172V181H171ZM191 182H190V183H191ZM201 182H202V180H201ZM203 182H204V181H203ZM209 182H210V181H209ZM247 182H248V181H247ZM0 183H1V182H0ZM160 183H161V184H160ZM168 183H170V182H168ZM197 183H200V182H197ZM177 184H176V185L174 184L175 187L177 186V194H178V189H180V187H182V188H187V187L189 186L188 183H187L188 186H187V185L184 186V184H186V183H182V184H181L182 186H180V187H178ZM200 184H203V183H200ZM255 184H256V186H255ZM164 185H165V184H164ZM211 185H212V184H211ZM211 185H210V186H211ZM243 185H244V184H243ZM243 185H242V186H243ZM186 186H187V187H186ZM190 186H191V187H190V190H192V193L190 192V190H188V188H187V190H186L185 193H187L186 195L189 196V198H190V196H191V197L194 196L193 198H191L192 200L189 199L187 196H184L185 193H184V194L182 193V192H183L182 189H181V191H182L181 193H182L183 195H179V194H178V195L181 196V197H179V199H180V198H182V199L185 198L186 201H187V200H188V201L190 200V201H189L190 204H191V202H192V204H193V201H194L193 199H195V195H196V193L194 192V191H195L196 182H195V185H194V186H192V185H190ZM197 186H198V185H197ZM202 186H203V185H200V186H198V188H199V187H202ZM204 186H205V187H204ZM204 186H203V187L205 188V192H204V191H203V193L200 192V193L197 195V197H196V201H195V203H196L197 205L194 203V204L197 206V208H196L195 205H194V209H197V210H195V212L197 213V217H198V220H197V221H196V220H193V217H192V220L195 221V222L192 223V221H191V217L188 219V220L191 221V222H190V221H187V220H186V217L183 218V215H182V217H181V215L176 216V215H177V214H176L175 216L177 217V221H176V218H175V221H173L174 219L172 220L173 223L175 222V225H176V226H175V225L170 226V221L168 222L169 224L167 225L168 228L165 227L166 225H164V227L161 226V229H162V228L164 229V231H163V229H162V231H163L162 233H163V234L160 233V234H162L161 238H162V237L164 238L165 235H166V238L168 239V241H167L166 238H165V239L162 238L163 241H164V240L167 241V242H165V243H167V244H165L166 246L168 245V246L170 247V245H171V246H174V247H175V244L172 245V243H174V242H173L174 239H173V237H171V236H173V235L175 236V234L178 235V236H180V238H182V237L185 238V236L187 237V235H188V237H187V239H186V240H187V241H186L187 243L185 244V246H187L188 249H190V251L193 249V250H195V251H197V250H198V251H199V250L204 251V250H205V252H206V251H208L207 248H210V247L212 248V246L214 247V245H212V240H214V241H213V243H214L215 241H217V239H218V240H221L222 238L224 239V237H222V236H221L222 238L220 237V235L222 234V233H220V231H221V230L223 231V229L226 227V226L224 227V225H226V224H227L228 222H230V221H229V219H228V221L226 222V224H224L225 221L227 220V219H226V220L224 219V220H225L224 223H223L224 225H222L221 222H223V221H221V220H222L223 218L221 219L220 217L225 216L227 210L231 211V212L233 213L234 216H235V213H236V215H239V214H238L239 212L237 211L239 208L237 209V207H235L233 203H232L233 205H231V203H230L229 205L232 206V207H234V208H233V209H232L231 207L229 208V206L226 205L227 203H225L226 200H225V202H224L223 199H220L221 197H218L219 199L216 200V196H217V195H215V197H211V196L209 195V194H211V192L208 193V191H209L210 189H206V188H207L206 186H208V185H205V183H204ZM210 186H209V187H210ZM214 186H215V185H214ZM226 186H227V187H226ZM6 187H7V186H6ZM169 187H170V186H169ZM244 187H245V185H244ZM56 188H58V187H56ZM191 188H194V191H193V189H191ZM198 188H197V190H199ZM242 188H243V187H242ZM242 188H240V189H242ZM13 189H12V190H13ZM136 189H137V188H136ZM216 189H217V187H216ZM233 189H234V190H233ZM246 189H244V191H245ZM6 190H7V189H6ZM15 190H14V192H15ZM37 190H38V189H37ZM133 190H134V189H133ZM247 190L250 191L249 189H247ZM8 191H7V192H8ZM31 191H32V190H31ZM34 191H35V190H34ZM34 191H33V192H34ZM44 191H45V190H44ZM49 191H50V190H49ZM184 191H185V190H184ZM211 191H212V189H211ZM217 191H218V190H217ZM238 191H240V190H238ZM11 192H13V191H11ZM14 192H13V193H14ZM39 192H40V193H38L37 202L43 204L42 202H43V200H45L46 198L43 199L42 197H43L44 195H43V196H40V194H46L48 191H47L46 193H41V191H39ZM189 192H190L193 196L190 195ZM220 192H221V191H220ZM228 192H229V191H228ZM251 192H252V191H251ZM13 193H12V194H13ZM27 193H29V192L27 191ZM51 193H52V192H51ZM136 193H137V190L135 191V194H136ZM161 193H162V194H161ZM172 193H173V192H172ZM181 193H180V194H181ZM193 193H195V194H193ZM214 193L218 194L219 192H218V193H217V192H214ZM223 193H224V192H223ZM246 193H247V192H246ZM252 193H253V192H252ZM6 194H7V195H6ZM6 194H5V196H3L2 199H0V215H2V217H6V218H9V217H10L11 220H12L11 223L13 222L12 225H13V224H16V230L19 228L20 231L23 232V237H22L21 239H24V236H25V235H26V236H29V237H26V236H25V238H27V239H24L25 241L22 240L23 244H24V243H28V244H29V240H32V236H33V234L35 235V234H37V232L35 231V229H34V230L31 229V230H32V231H31V230H28V229L26 230L27 227H24V228H23V226H22V225H23V224H22L23 222H22V220H21L19 217H18V220H17L16 222L14 221V220H16V219L13 220L12 215H13V217H14L15 215L13 214V211H14L13 208H14V207H12V206H14V203L11 204L12 202H11L10 200H12V199L14 200V198H9L10 195H11V193H10V195H9V193H6ZM14 194H16V193H14ZM188 194H189V195H188ZM238 194H239V192L237 193V195H238ZM249 194H250V192H249ZM253 194H254V193H253ZM2 195H3V194H2ZM20 195H21V194H20ZM25 195H24V196H25ZM30 195H33L32 192H31ZM161 195H162V196H161ZM173 195L175 196L176 194H173ZM213 195H214V194H213ZM222 195H223V194H222ZM222 195H221V196H222ZM226 195H227V194H226ZM231 195H232V194H231ZM241 195H242V194H241ZM257 195H258V194H257ZM22 196H23V195H22ZM24 196H23V197H24ZM26 196H28V195H26ZM26 196H25V197H26ZM136 196H139V195L137 194ZM182 196H184V197H182ZM219 196H220V195H219ZM253 196H254V195H253ZM1 197H2V196H1ZM11 197H15V196L12 195ZM128 197H129V196H128ZM165 197H166V198H165ZM172 197H173V196H171V198H172ZM176 197H177V195H176ZM245 197H246V196H245ZM250 197H252V195H251ZM250 197H249V199H251ZM261 197H260V198H261ZM134 198H135V197H134ZM139 198H140V197H139ZM171 198H170V199H171ZM224 198H225V197H224ZM234 198H236V197H234ZM239 198H240V196H239ZM246 198L248 199V197H246ZM258 198H259V197H258ZM258 198H257V200H258ZM16 199H17V198L15 197L14 202H16ZM21 199H22V198H21ZM25 199H26V198H25ZM127 199H128V198H127ZM129 199H130V200H131V199L133 200V198H129ZM170 199H169L168 201H170V203H171V200H173L174 197H173V199H171V200H170ZM175 199H176V198H175ZM177 199H178V198H177ZM177 199H176V200H177ZM182 199H181V200H182ZM185 199H184V200H185ZM197 199H198V201H197ZM211 199H212V200H211ZM226 199H227V198H226ZM232 199H233V197H232ZM241 199H242V198H241ZM249 199L246 200V201L248 202ZM253 199H255V198L252 197V201H253ZM262 199H264V198H262ZM27 200H28V199H27ZM130 200H129V201H130ZM176 200H175V201H176ZM210 200L213 201V204L215 203L216 205L218 204L217 201H218V200H221V202L223 201V202L225 203L224 205L227 206V210H226V211L223 210L225 214L222 213V212H223L222 210H221V214H220L217 210H215V211H217V213H216V217L214 218L215 220H212V222L210 221L209 216H212L211 214H212L213 211H214L213 208H215L216 205L213 206V208H212L213 211H212L211 214H209L208 208L204 206V205H207V203H208V205H209V204H210ZM17 201H18V199H17ZM19 201H20V200H19ZM53 201H54V200H53ZM53 201H51V202H53ZM141 201H142V200H141ZM186 201H184L185 204H187ZM208 201H209V202H208ZM234 201H235V200H234ZM26 202H27V201H26ZM26 202H25V203H26ZM30 202H31V201H30ZM51 202H50V204H51ZM131 202H132V201H131ZM148 202H149V201H148ZM178 202H179V201H178ZM178 202H177V203H178ZM199 202H200V203H199ZM230 202H231V201H230ZM244 202H245V201H244ZM247 202H246L245 204H247ZM257 202H258V201H257ZM177 203H176V204H177ZM179 203H180L179 207H180V206H181V207H187V206H185V205H183V204L181 205V202H179ZM179 203H178V204H179ZM205 203H206V204H205ZM211 203H212V202H211ZM234 203H235V202H234ZM250 203H251V202H250ZM254 203H255V202H254ZM52 204H53V203H52ZM133 204H135V202H134ZM152 204H153V203H152ZM161 204H162V203H161ZM167 204H169V202H168ZM176 204L174 205L175 207H172L173 205L171 206V207H172V210L170 209L171 211H174V210H175V209H173V208H176V209L178 208V206H177L178 204H177V205H176ZM190 204H187V205H188V207H189L188 209L191 211L192 208H191V206H189ZM202 204H203V205H202ZM219 204H220V202H219ZM241 204H242V203H241ZM243 204H244V203H243ZM243 204H242V205H243ZM245 204H244V205H245ZM248 204H249V202H248ZM15 205H16V203H15ZM128 205H131V204H129V202H128ZM159 205H160V204H159ZM224 205H222V206H224ZM256 205H257V204H256ZM256 205H254V207H255ZM260 205H261V204H260ZM19 206H20V205H19ZM35 206H36V208H39V207H40V208L38 209V211H40V213H39V216H38V215H34V219H33V220H36V221L38 220V221L40 222L39 224L42 226V227H41V230H42L43 228H46L47 225L52 224V222H51L50 220H48V223L46 222V220H47V217H46V216L48 215V217H50L52 211H53L52 213H54V214H53V216H54L55 213H56V212H54V210L56 209V207H55V209H53V207H52L51 205L44 207L43 205H38V204H37V205H35ZM176 206H177V207H176ZM211 206H212V205H211ZM211 206H210V207H211ZM217 206H219V205H217ZM217 206H216V207H217ZM236 206H237V205H236ZM246 206H247V205H246ZM251 206H253V205L251 204ZM181 207H180V208H181ZM192 207H193V205H192ZM220 207H221V206H220ZM206 208H207V211H208V214H209V215H207V214L201 215V212L204 213L203 211H204V209H206ZM218 208H219V207H218ZM223 208H225V207H223ZM223 208H222V209H223ZM228 208H229V209H228ZM235 208H236L237 210H236ZM241 208H242V207H240V209H241ZM257 208H259V207H257ZM188 209H187V210H188ZM215 209H216V208H215ZM230 209H232V210L235 209V210L232 211V210H230ZM254 209H255V208H254ZM261 209H262V208H261ZM261 209H259V210H261ZM41 210H44V211L41 212ZM162 210H164V209H162ZM170 210L168 209L167 211H170ZM177 210H179V208H178ZM177 210H175V212H176ZM189 210H188V211H189ZM250 210H251V209H250ZM256 210H258V209H256ZM164 211L167 212L166 210H164ZM164 211H163V212H164ZM171 211H170V212H171ZM190 211H189V212H190ZM207 211H205V212H207ZM229 211H227V212H229ZM235 211H236V212H235ZM239 211H240V213L243 212V214H244V212H245L244 210H239ZM246 211H247V210H246ZM248 211H249V210H248ZM263 211H264V210H263ZM160 212H162V211L160 210ZM160 212H159V213H160ZM165 212H164V213H165ZM175 212H174V214H175ZM184 212H186V211H185V208H184ZM195 212H194V210H193L192 213H195ZM231 212L227 213L228 215H226L225 217L227 218L229 215L232 217V215L230 214ZM234 212H235V213H234ZM43 213H45V214H43ZM57 213H58V212H57ZM57 213H56V214H57ZM159 213H158V214H159ZM171 213H172V212H171ZM176 213H179V212H176ZM186 213H188V212H186ZM49 214H50V215H49ZM161 214H162V213H161ZM161 214L156 215V216H158L159 219H160V218L163 219V217H165V216H164V215H163V216H160ZM169 214H170V213H169ZM223 214H224V215H223ZM243 214H240L239 216H241V215H243ZM247 214H248V212H247ZM126 215H127V214H126ZM214 215H215V213H214ZM244 215H245V214H244ZM244 215H243V216H244ZM248 215H249V214H248ZM51 216H52V215H51ZM55 216H56V215H55ZM58 216H59V215H58ZM169 216H170V215H169ZM169 216H168V217H169ZM171 216H172V214H171ZM173 216H174V215H173ZM254 216H255V215H254ZM206 217H207V218H206ZM212 217H213V216H212ZM225 217H224V218H225ZM249 217H250V215H249ZM255 217H256V216H255ZM260 217H261V216H260ZM10 218H9V220H10ZM39 218H40V220H39ZM50 218H51V217H50ZM50 218H48V219H50ZM58 218H59V217H58ZM127 218H128V217H127ZM139 218H140V217H139ZM155 218H157V217H155ZM178 218H180V219H178ZM237 218H239V217L237 216ZM237 218L235 217V220H237ZM242 218H245V219H246L247 217H242ZM251 218H252V217H251ZM256 218H258V217H256ZM2 219H3V218H2ZM66 219H67V218H66ZM83 219H84V218H83ZM83 219H82V220H83ZM167 219L170 220V218H167ZM167 219H166L165 222H167ZM183 219H184V221H182ZM194 219H195V218H194ZM208 219H209V220H208ZM230 219H231V218H230ZM232 219H234V217H233ZM248 219H249V218H248ZM258 219H259V218H258ZM260 219H261V218H260ZM260 219H259V221H260ZM51 220H52V219H51ZM127 220H128V219H127ZM129 220H130V219H129ZM149 220H150V219H149ZM151 220H152V219H151ZM242 220H243V219H242ZM242 220L239 218V221H242ZM252 220H254V219H252ZM255 220H256V219H255ZM262 220H263V219H262ZM2 221H3V220H2ZM57 221H58V220H57ZM83 221H84V220H83ZM130 221H131V220H130ZM178 221H179V222L181 221V222L179 223ZM186 221L189 222L190 224H188ZM208 221H210V223H209ZM220 221H221V222H220ZM232 221H233V220H232ZM232 221H231V223H233ZM245 221H246V220H245ZM250 221H251V220H250ZM257 221H258V220H257ZM49 222H51V223H49ZM58 222H59V221H58ZM64 222H66V221H64ZM123 222H124V221H123ZM125 222H126V219H125ZM128 222H129V221H128ZM219 222H220L221 226L224 227L223 229H222V227L218 224ZM236 222H237V221H236ZM242 222H243V221H242ZM242 222H241V223H242ZM247 222H248V221H247ZM247 222H246V223H247ZM0 223H1V222H0ZM33 223H34V222H33ZM56 223H57V222H56ZM67 223H68V222H67ZM67 223H66V224H67ZM81 223H83V222H81ZM85 223H87V222H85ZM85 223H83V227H84V229H85V225H84ZM129 223H131V222H129ZM133 223L135 224V222H133ZM133 223H131V224H128V223H127V224L129 225L128 228H130V227H131L130 225H132ZM173 223L171 222V224H173ZM231 223H230V225L233 226L232 228H234L235 223H234V225L231 224ZM238 223H239V222H237V225H238ZM243 223H244V222H243ZM243 223H242V224H243ZM246 223H245V225H243V226H242L241 224H239L238 226L236 225V226H237V228H236V226H235L236 229H231V227H228L229 225H227V228H228V229L230 228V229L228 230V229L226 228L227 230H224L223 232H226V231H227L226 233H228V231L231 230V231H233L235 234H238V235H244L245 232H246L247 234H251V233H253V232H254V233H255V232L257 233V232L259 231V228L262 227V225H260L261 222H259V223H260V224H259L260 226L258 225L259 227H258V228L255 227V228H254L255 230H254V229H252V227H254L255 225H254V226H251V224L248 222L249 224L247 223V225H250V226H251V227H250V226H247ZM251 223H253V222H251ZM256 223H257V222H256ZM263 223H264V222H262V224H263ZM20 224H21V225H20ZM39 224L37 223L36 226H38ZM54 224H55V223H53L52 225H54ZM136 224H137V223H136ZM162 224H163V223H162ZM165 224H166V223H165ZM253 224H255V223H253ZM52 225H51V226H52ZM80 225H81V224L79 223L78 227H74V226H73V227L75 228V230H76L77 228H79L77 231H79L80 234L78 233V234L75 236L76 238L72 237V239L74 238L75 240L80 241V242H74L72 248L75 249V247H74V245H75V246L78 247V249H79V247H81V249H83V250H89V251H91L92 253L95 252V254H96V253L100 254V250L104 249V251L110 253V259H109L108 257H106V258H108V260L106 261L105 264H124V263H125V264H127V263H128V264H131V261H130V260H132V258H134V256H135V258H136V256L139 257V253H140L139 251H141V249H140V247L136 244V241H133V243H132V240H135L137 237H136L135 239H132V240H131L130 236H128V235H129V231H130V229L128 230L127 227H123V228H125L124 230L127 231V232L125 231L127 234L123 232V233L126 235V237H125L124 239H122V240H118V241H116L117 243H116V242H113V243L110 242L111 244H109L110 246L107 248V247H105V246H101V244H102V245L105 244V239H102V238H101V241H99L100 239L94 240V238H93V237H96V238L101 237L102 234H104V235H106V236H109V235H110V232L107 231V233H106V228H104V229H105V233H103V232H104L103 230H101L102 232L100 233L99 230L93 229V230L91 231V230H89L90 228H89V229L86 228V230L88 229L87 232H88V231L91 232V234H90V233H87V232L83 233L85 230L83 229V227H81V228H82V229H81V228H80ZM121 225H122V223H121ZM123 225H124V224H123ZM159 225H160V224H159ZM216 225H219V226L221 227V228H220V227L218 226V228L221 229V230H220L219 232L216 231V233H217V232H218V234L220 233V234H219V237H220L221 239H220V238H217V239H216L215 236H218V234H216L215 236H214V234H213V233L215 232L214 229H215V228L217 229V227H215ZM240 225H241V226H240ZM256 225H257V224H256ZM263 225H264V224H263ZM49 226H50V225H49ZM124 226H125V225H124ZM132 226H133V225H132ZM1 227H2V226H1ZM12 227H13V226H12ZM32 227H33V226H31V228H32ZM38 227H39V226H38ZM89 227H90V226H89ZM14 228H15V227H14ZM35 228H36V227H35ZM52 228H54V227H52ZM74 228H73V229H74ZM136 228H137V227H136ZM136 228H135V229H136ZM19 229H18V230H19ZM80 229H81V231H80ZM131 229H133V227H132ZM161 229H160V230H161ZM186 229H188L189 232H188ZM189 229H191L192 232H191ZM200 229H202V231H203L202 233H204V236H201V237L203 238V239H201V240H200V238H199V239H196L197 237H199V235H196V234H195V233L199 232ZM216 229H215V230H216ZM219 229H217V230H219ZM11 230H12V229H11ZM16 230H15V231H16ZM43 230H44V229H43ZM46 230H47V229H46ZM48 230H49V229H48ZM94 230H96L97 232H96V231L94 232ZM107 230H108V229H107ZM110 230H112V229H110ZM185 230H186V231H185ZM261 230H262V232H264V231H263V230H264V227H262V229H260V231H261ZM13 231H14V230H13ZM200 231H201V230H200ZM213 231H214V232H213ZM222 231H221V232H222ZM231 231H230V232H231ZM260 231H259V232H260ZM34 232H35V233H34ZM40 232H41V231H40ZM49 232H50V230H49ZM81 232H82V233H81ZM98 232H99V233H98ZM131 232H132L131 235L137 233L136 231H135V233H133L132 230H131ZM165 232H167V234H166ZM184 232H186V234H185ZM187 232H188L189 234H187ZM233 232H231L232 235H233ZM14 233H15V232H13V234H14ZM96 233H98V234H96ZM108 233H109V234H108ZM117 233H118V232H117ZM190 233H191V235H190ZM226 233H225V234H226ZM231 233H230V235H229L230 238H231ZM254 233H253V234H254ZM17 234H18V232H17ZM20 234H21V233H20ZM112 234H113V231H112ZM118 234H119V233H118ZM124 234H123V235H124ZM160 234H159V235H160ZM183 234H185V236H184ZM198 234L201 235V233H198ZM225 234H222V235H225ZM235 234H234V235H235ZM21 235H22V234H21ZM92 235H93V236H92ZM195 235H196L197 237H196ZM254 235H255V234H254ZM257 235H260V234H257ZM16 236H17V235H15V237H16ZM35 236H36V235H35ZM35 236H33V237L36 238ZM73 236H74V235H73ZM89 236H90V237H89ZM110 236H111V235H110ZM112 236H113V235H112ZM127 236H128V237H127ZM132 236H136V234H135V235H132ZM213 236H214L215 239H213ZM225 236H226V235H225ZM229 236H227V238H229ZM263 236H264V235H263ZM19 237H21V236H19ZM115 237H116V236H115ZM159 237H160V236H159ZM232 237H233V236H232ZM92 238H93V239H92ZM128 238L130 239L129 241H131L130 244L128 243V242H129V241H128ZM132 238H134V237H132ZM161 238H160L159 240H161ZM176 238H177V237H176ZM184 238H182L181 240L179 239V237L177 238L178 242H179V240H180V242L182 243V246H179V247H177L178 243H176V244H177V245H176L177 248H175V249H177L178 252H176L177 250H175L173 247H172V248L170 247V249H172V251L175 250L176 253H179V254H180V252L184 250V249H183V248H184V247H183V244L185 243V241H184L185 239H184ZM230 238H229V239H230ZM234 238H235V237H234ZM242 238H243V237H242ZM248 238H249V237H248ZM15 239H16V238H15ZM74 239H73V240H74ZM183 239H184V240H183ZM223 239H222V240H223ZM225 239H226V237H225ZM225 239H224V241H225ZM231 239H232V238H231ZM231 239H230V240H231ZM240 239H241V238H240ZM16 240H18V238H17ZM73 240H72V241H73ZM110 240H111V239H110ZM222 240H221V241H222ZM226 240H227V239H226ZM236 240H237V239H236ZM19 241H20V239H19ZM96 241H97V243H95ZM111 241H112V240H111ZM140 241H141V240H140ZM210 241H211V242H210ZM234 241H235V240H234ZM243 241H244V240H243ZM243 241H241V242L243 243ZM171 242H172V243H171ZM183 242H184V243H183ZM235 242H236V241H235ZM244 242H245V241H244ZM36 243H37V241L34 242V246H37V245H35ZM100 243H101V244H100ZM114 243H116V244H114ZM163 243H164V242H163ZM170 243H171V244H170ZM206 243H207V244H206ZM210 243H211V246H210ZM215 243H216V242H215ZM161 244H162V243H161ZM219 244H220V243H219ZM224 244H225V243H224ZM239 244L241 245V243H239ZM243 244H244V243H243ZM6 245H7V244H6ZM159 245H160V243H159ZM246 245H247V244H246ZM246 245H245V246H246ZM8 246H10V245H8ZM69 246H72V244H70ZM107 246H108V245H107ZM161 246H162V245H161ZM163 246H164V244H163ZM163 246H162V248H164V250L169 248V247H168V248H167V247L165 248V246H164V247H163ZM216 246H217V245H216ZM220 246H221V245H220ZM222 246H223V244H222ZM234 246H235V244H234ZM10 247H11V246H10ZM138 247H139V248H138ZM182 247H183V248H182ZM223 247H224V246H223ZM225 247H226V246H225ZM231 247H232V246H231ZM240 247H241V246H240ZM247 247H248V246H247ZM6 248H7V247H6ZM68 248H69V247H68ZM218 248H219V246H218ZM226 248H227V247H226ZM233 248H234V247H233ZM10 249H11V248H10ZM10 249H9V250H10ZM182 249H183V250H182ZM188 249L185 248V250H188ZM212 249H214V251L217 250V252L215 251L216 253H218V251L220 250V249H219V250H218V249H215V247L212 248ZM221 249H222V248H221ZM230 249H232V248H230ZM244 249H246V247H245ZM76 250H77V249H76ZM162 250H163V249H162ZM168 250H169V249H168ZM179 250H180V252H179ZM170 251H171V250H170ZM210 251H211V249H210ZM221 251H224V249L221 250ZM221 251H220V252H221ZM239 251H240V249H239ZM72 252L76 254V251H73V249H72ZM126 252H129V253L126 254ZM173 252H174V251H173ZM228 252H229V250H228ZM235 252H236V251H235ZM235 252H233V253H235ZM245 252H246V251H245ZM171 253H172V252H171ZM182 253H183V252H182ZM182 253H181V255H182ZM184 253H185V252H184ZM203 253H204V252H203ZM207 253H208V252H207ZM207 253H205V254H207ZM210 253H212V251H211ZM222 253H224V252H221V254H222ZM62 254H63V252H62ZM111 254H112V255H111ZM142 254H143V253H142ZM161 254H162V253H161ZM185 254H186V253H185ZM198 254L200 255L201 253H198ZM214 254H215V253H214ZM219 254H220V253H219ZM238 254H239V253H238ZM240 254H241V253H240ZM165 255H166V254H165ZM177 255H178V254H177ZM208 255H210V254H208ZM212 255H213V254H212ZM228 255H229V254H228ZM230 255H231V254H230ZM168 256H169V255H168ZM185 256H186V255H185ZM215 256H216V255H215ZM220 256H221V255H220ZM224 256H225V255H224ZM233 256H234V255H233ZM176 257H177V256H176ZM201 257H202V256H201ZM207 257H210V256H207ZM213 257H214V256H213ZM213 257H212V258H213ZM216 257H217V256H216ZM216 257H214V258H216ZM241 257H242V255H241ZM263 257H264V256H263ZM139 258H140V257H139ZM169 258H170V257H169ZM182 258H183V257H182ZM186 258H187V257H186ZM231 258H232V257H231ZM136 259H137V258H136ZM140 259H141V258H140ZM140 259H139V260H140ZM173 259H174V258H173ZM176 259H177V258H176ZM184 259H185V258H184ZM187 259H188V258H187ZM200 259H201V258H200ZM217 259H218V258H217ZM220 259H221V258H220ZM224 259H226V258H224ZM228 259H229V258H228ZM241 259H242V258H241ZM77 260H79V259H77ZM123 260H124V261H123ZM133 260H134V259H133ZM174 260H175V259H174ZM213 260H214V259H213ZM125 261H126V262L128 261V262L126 263ZM135 261H136V260H135ZM221 261H222V260H221ZM221 261H220V262H221ZM229 261H230V260H229ZM229 261H227V262H229ZM232 261H233V259H232ZM234 261H235V260H234ZM137 262H139V261H137ZM171 262H172V261H171ZM178 262H179V261H178ZM184 262H185V261H184ZM184 262H183V263H184ZM188 262H189V261H188ZM200 262H202V260H200L199 263H200ZM217 262H218V261H217ZM235 262H236V261H235ZM240 262H241V260H240ZM132 263H133V262H132ZM140 263H141V260H140ZM142 263H145V262L142 261ZM179 263H180V262H179ZM181 263H182V262H181ZM186 263H187V261H186L184 264H186ZM211 263H212V262H211ZM230 263H231V262H230ZM22 264H23V263H22ZM24 264H25V263H24ZM90 264H91V263H90ZM93 264H94V263H93ZM97 264H101V263H97ZM137 264H138V263H137ZM177 264H178V263H177ZM187 264H188V263H187ZM189 264H190V263H189ZM200 264H206V263H205V262H204V263L202 262V263H200ZM208 264H209V263H208ZM218 264H219V263H218ZM221 264H223V263H221ZM234 264H235V263H234ZM242 264H243V262H242ZM247 264H248V263H247Z\"/></svg>", "mask_w": 264, "mask_h": 264}]
</instances>
